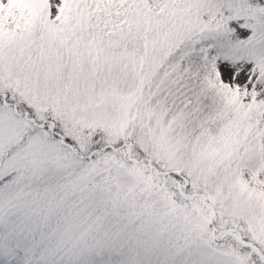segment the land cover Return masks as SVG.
Listing matches in <instances>:
<instances>
[{
    "label": "snow or ice",
    "instance_id": "obj_1",
    "mask_svg": "<svg viewBox=\"0 0 264 264\" xmlns=\"http://www.w3.org/2000/svg\"><path fill=\"white\" fill-rule=\"evenodd\" d=\"M0 264H264V0H0Z\"/></svg>",
    "mask_w": 264,
    "mask_h": 264
}]
</instances>
